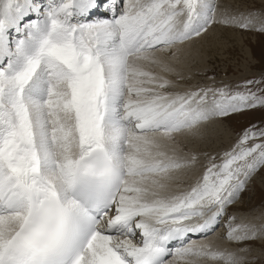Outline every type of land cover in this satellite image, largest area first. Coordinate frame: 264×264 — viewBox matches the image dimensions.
<instances>
[{
    "label": "snow or ice",
    "instance_id": "obj_1",
    "mask_svg": "<svg viewBox=\"0 0 264 264\" xmlns=\"http://www.w3.org/2000/svg\"><path fill=\"white\" fill-rule=\"evenodd\" d=\"M216 23L252 21L218 20L214 0H0V264H245L191 237L216 232L264 167V129H246L184 190L197 157L172 147L264 106L259 82L169 90L179 47ZM235 220L229 242L264 237V223Z\"/></svg>",
    "mask_w": 264,
    "mask_h": 264
},
{
    "label": "rangeland",
    "instance_id": "obj_2",
    "mask_svg": "<svg viewBox=\"0 0 264 264\" xmlns=\"http://www.w3.org/2000/svg\"><path fill=\"white\" fill-rule=\"evenodd\" d=\"M214 2L218 8L217 11L223 12L224 14L220 13L221 17H247L252 23L247 29L234 25H225L226 28H229L232 32L229 38L225 39V48L222 47L223 45L220 46L218 48L219 51L217 50L216 53H214L215 55L213 54L210 58H207L208 60L205 64L203 62V64L200 63L201 65L198 68L200 70L201 66L204 67H201L203 71H199L197 68L193 69L191 75L193 76L194 73V75L198 77L196 79L198 84L195 85L196 87L194 88L197 90L227 89L230 92H243L245 91L243 85L249 81H253L259 82L249 85L253 91L264 89V0H233L230 4L226 5L227 7H225V4L220 3L219 0H214ZM233 36L235 37L233 38ZM239 38L242 39V41H240ZM153 71H157V69ZM196 89H194V91H196ZM257 95H264V91H257ZM220 118H222V123H224L223 126L226 128L228 136L222 133L212 142L213 146L216 145L214 143H219H217L216 148H214L217 151L212 153L211 157L209 156L210 153L202 154L201 156H203V158L201 156L197 157L198 160L199 158L202 159L203 168L201 166V169L203 171L212 157H217V160H219V157L222 156L223 153L230 151L246 129L253 128L254 126L257 129H264V106L249 108L243 112L232 113ZM255 142L259 143L260 141ZM249 143L251 144L252 141ZM202 170L201 172H203ZM259 181H262L263 184L260 185L258 183ZM236 201L235 203L239 202L241 204L244 201L247 202L245 204L247 207L245 211L248 213L250 220L252 218V221L254 219L256 222L259 221L260 223H264V167L258 168L251 176ZM233 204L227 207L226 213L221 218L219 224L220 227L222 226L226 230H228V222L226 220L224 223V219L233 215V213L230 212L232 211L230 208ZM239 245L244 249L243 251L239 250L242 256L246 257L248 252H250V254L257 251L259 252V254L257 253L259 257H255L253 260L251 259L248 264H264V237L248 240ZM243 245H246V247ZM253 250L255 251L253 252ZM246 261L247 260H245V263Z\"/></svg>",
    "mask_w": 264,
    "mask_h": 264
},
{
    "label": "bare ground",
    "instance_id": "obj_3",
    "mask_svg": "<svg viewBox=\"0 0 264 264\" xmlns=\"http://www.w3.org/2000/svg\"><path fill=\"white\" fill-rule=\"evenodd\" d=\"M232 1L231 0H219L220 3L225 4V7H227L226 5L230 4V2ZM220 13L223 14V12L217 11L218 20L221 18ZM103 15L104 13L102 14V16ZM97 18H101V17H97L96 15L92 16V19H97ZM231 33L232 32L230 31V29L226 28L224 24L216 23L208 30L207 33L203 34L201 37L194 38L192 41L186 42L184 45H181L177 53V58L170 61V65L173 71L170 73L164 74L166 75L167 79L173 82V85H174V87L169 90L174 91V92H181V93L190 91V90L194 91V89H196L194 88L196 87L195 85L198 84L196 80L198 77L194 75V73L192 76L191 72L195 68L199 70L198 67L201 65L200 63L203 62L205 64L206 61L208 60L207 58H210V56L216 53V51L218 50L220 46L223 45L222 47H224V42L226 41L225 39L229 38ZM234 37L235 36H233V38ZM239 40L242 41V39L240 38ZM247 53H248V50H247ZM201 67H200V70L203 71ZM154 69H157V71H153ZM150 70L153 72L159 73L158 67L153 66L151 67ZM222 122H223L222 118H220L219 116L214 117L210 119L209 121L200 125L195 135H191V134L177 135L175 143L172 146L175 149L176 154L180 157L191 158V156L193 155L196 157H199L202 154L204 155L205 153H210L209 156L211 157L212 153L217 151L214 148H216L217 143H219V142H216L214 143L216 145L213 146L212 142L215 141L218 135H221L222 133L228 136L226 128L223 126L224 123ZM211 144L213 148L211 147ZM201 157L203 158V156ZM202 164H203L202 159L199 158V160L197 159V162L193 166V168L190 170H187V172L182 176V187L179 190H184V188H186L189 184L193 183L200 176V174L202 173L201 172ZM258 183L260 185L263 184L262 181H259ZM246 203H247L246 201L242 202V204L238 202V203L233 204L232 207L230 208V210H232L230 212L233 213L231 217L236 218L234 223H239L243 221V222L255 223L257 225L261 224L259 221L256 222V220L254 219L252 221V218L250 220L248 213L245 211V209L247 208L245 206ZM229 218L228 217L227 219L225 218L224 223L226 222V220L228 222ZM226 234H227V230L221 226L220 229L217 230L216 233H214V235L208 237L207 239L203 238L201 240H196L195 238L197 236H192L191 239L195 241L197 244L210 245L213 250H224V249H228L231 251L233 250L237 252L238 255L242 256L241 252L239 251L242 249L240 245L237 246V244H234L233 242H229L226 239ZM259 240L262 241L261 239ZM243 246L246 247V245H243ZM254 251L255 250H253V252ZM257 253L259 254L258 251L254 252L253 254H250V252H248L246 257L243 256L245 260H247L245 264H248V262L251 259L253 260L255 257L256 258L259 257ZM200 264H218V262L202 260L200 261Z\"/></svg>",
    "mask_w": 264,
    "mask_h": 264
}]
</instances>
